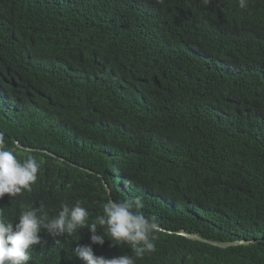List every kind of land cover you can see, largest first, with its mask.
<instances>
[{
	"label": "trees",
	"instance_id": "1",
	"mask_svg": "<svg viewBox=\"0 0 264 264\" xmlns=\"http://www.w3.org/2000/svg\"><path fill=\"white\" fill-rule=\"evenodd\" d=\"M0 134L40 164L31 192L0 200L9 221L79 203L90 224L140 196L155 251L106 236L96 255L264 264V0H0ZM41 235L29 264H86V227Z\"/></svg>",
	"mask_w": 264,
	"mask_h": 264
},
{
	"label": "clouds",
	"instance_id": "2",
	"mask_svg": "<svg viewBox=\"0 0 264 264\" xmlns=\"http://www.w3.org/2000/svg\"><path fill=\"white\" fill-rule=\"evenodd\" d=\"M210 0H204L209 3ZM240 8L247 7V0H238ZM4 143L0 134V145ZM40 164L29 156L23 162L17 159L12 151L0 147V200L5 195L10 199L21 196L37 181ZM49 195L43 194L41 198ZM36 203L41 207L39 201ZM144 207L143 199L114 200L108 199L102 204L103 215L88 223L89 211L81 204L69 206L62 204L58 214L49 217L41 209L28 208L18 216L16 222L4 217L0 208V264H29L32 259L33 246L43 243L42 233H46L54 244H60V237L72 235L78 229L87 228L90 243L73 249L74 257L86 261V264H135L133 257L127 253L106 257L96 255L93 245L103 246L107 240L109 247L120 244L130 245L136 258H143L145 253L155 251L154 233L159 231L156 217L145 216L140 211ZM100 226L103 231H98Z\"/></svg>",
	"mask_w": 264,
	"mask_h": 264
},
{
	"label": "water",
	"instance_id": "3",
	"mask_svg": "<svg viewBox=\"0 0 264 264\" xmlns=\"http://www.w3.org/2000/svg\"><path fill=\"white\" fill-rule=\"evenodd\" d=\"M17 144V143H16ZM22 148V147H21ZM52 156H55L53 154H51ZM56 157V156H55ZM107 190H108V193H109V188L106 186ZM181 235H183L184 237L188 238V239H192V240H196V241H200V242H203V243H208L210 245H213V246H216V247H219V248H228L230 246H237V245H241V244H249L250 242L253 243L252 241L250 242H231V243H224V242H214V241H209V240H205L203 238H201L199 235H196V234H186L184 232L180 233Z\"/></svg>",
	"mask_w": 264,
	"mask_h": 264
},
{
	"label": "rangeland",
	"instance_id": "4",
	"mask_svg": "<svg viewBox=\"0 0 264 264\" xmlns=\"http://www.w3.org/2000/svg\"><path fill=\"white\" fill-rule=\"evenodd\" d=\"M239 242H242V241H239Z\"/></svg>",
	"mask_w": 264,
	"mask_h": 264
},
{
	"label": "bare ground",
	"instance_id": "5",
	"mask_svg": "<svg viewBox=\"0 0 264 264\" xmlns=\"http://www.w3.org/2000/svg\"><path fill=\"white\" fill-rule=\"evenodd\" d=\"M182 233V232H181Z\"/></svg>",
	"mask_w": 264,
	"mask_h": 264
}]
</instances>
